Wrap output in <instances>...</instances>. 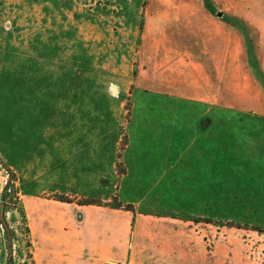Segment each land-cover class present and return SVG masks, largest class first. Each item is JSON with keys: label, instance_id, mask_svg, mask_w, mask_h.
I'll return each instance as SVG.
<instances>
[{"label": "rangeland", "instance_id": "rangeland-1", "mask_svg": "<svg viewBox=\"0 0 264 264\" xmlns=\"http://www.w3.org/2000/svg\"><path fill=\"white\" fill-rule=\"evenodd\" d=\"M155 1L0 0V264H33V193L168 210L196 255L264 264V79L228 72L211 105L140 90Z\"/></svg>", "mask_w": 264, "mask_h": 264}, {"label": "crops", "instance_id": "crops-1", "mask_svg": "<svg viewBox=\"0 0 264 264\" xmlns=\"http://www.w3.org/2000/svg\"><path fill=\"white\" fill-rule=\"evenodd\" d=\"M223 3L152 2L153 19L148 26L153 23L154 30L147 28L143 45L144 55L150 58V75L147 84L140 83V90L150 89L156 96L182 105H211L216 103L217 92L225 97L228 72L246 71L264 79V0H235L234 12H226ZM24 211L33 264L226 261L225 254L193 253L188 246L196 244V239L188 236V226L160 215L169 213L164 209L137 211L133 207L131 211L33 193Z\"/></svg>", "mask_w": 264, "mask_h": 264}, {"label": "trees", "instance_id": "trees-1", "mask_svg": "<svg viewBox=\"0 0 264 264\" xmlns=\"http://www.w3.org/2000/svg\"><path fill=\"white\" fill-rule=\"evenodd\" d=\"M88 204H89V203H88ZM119 208H123V209H126V210H130V209H131L128 205H126V206H122V207H121V205H120Z\"/></svg>", "mask_w": 264, "mask_h": 264}, {"label": "water", "instance_id": "water-1", "mask_svg": "<svg viewBox=\"0 0 264 264\" xmlns=\"http://www.w3.org/2000/svg\"><path fill=\"white\" fill-rule=\"evenodd\" d=\"M3 209H1V212H0V219L3 221Z\"/></svg>", "mask_w": 264, "mask_h": 264}]
</instances>
